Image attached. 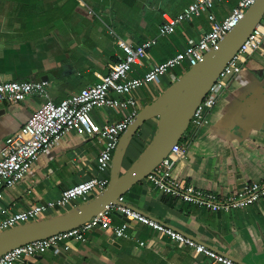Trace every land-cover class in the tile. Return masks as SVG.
Segmentation results:
<instances>
[{
	"label": "crops",
	"instance_id": "crops-1",
	"mask_svg": "<svg viewBox=\"0 0 264 264\" xmlns=\"http://www.w3.org/2000/svg\"><path fill=\"white\" fill-rule=\"evenodd\" d=\"M240 1L217 0L213 13L223 21ZM192 3L193 0H0V82H46L49 98L59 103L98 84L120 59L123 53L112 40L110 29L132 44L158 39L143 66L133 67L131 77L143 76L153 66L182 52L189 40L198 41L210 32L205 14L194 17L178 24L175 33L164 37L166 43L159 48L164 15L176 17ZM98 13L109 18L110 24L100 20ZM96 20L108 28L111 41L101 39ZM94 39L103 41V45L90 55L88 43ZM168 78L146 87L150 100L141 92L134 94L139 111L171 87L173 79L170 75ZM46 100L31 96L20 104L0 106V157L7 139L18 133ZM127 114L109 109L93 111L95 128L69 134L42 156L20 184L5 191L0 207L23 211L55 200L66 188L98 176L97 159L105 147L101 129L123 121ZM157 122L152 120L148 128H141L138 141H133L126 154L124 170L152 141ZM192 136L191 129L180 143L188 147L174 170L180 181L222 197L238 193L253 182L264 183V44L248 59L241 73L230 80L228 90L212 112L210 127ZM98 195L93 193L89 200ZM124 198L129 207L239 264H264V200L243 210L214 213L164 196L146 179ZM83 203L70 206L68 211ZM63 213H50L45 219ZM124 222L130 221L121 215L113 217L116 225ZM128 232L129 239H118L110 230L96 229L86 243L71 241L68 252L58 255L48 251L17 264H216L140 223L130 222Z\"/></svg>",
	"mask_w": 264,
	"mask_h": 264
},
{
	"label": "built area",
	"instance_id": "built-area-1",
	"mask_svg": "<svg viewBox=\"0 0 264 264\" xmlns=\"http://www.w3.org/2000/svg\"><path fill=\"white\" fill-rule=\"evenodd\" d=\"M256 1L241 0L223 21H219L213 13L217 0H193V3L176 17L164 15L165 22L159 28V38L174 34L178 24L204 14L209 19L211 30L198 41L189 40L182 52L164 63L153 66L143 76L131 77L134 73L133 67L143 66V62L149 59L150 50L157 45L158 39L145 41L142 44H132L110 29V35L116 40V44L123 53L120 59L111 65L109 74L102 77L98 84L83 89L59 103L49 98L46 82H0V106L5 103L20 104L31 96L47 99L29 118L26 125L7 139L1 152L0 205L5 197V191L20 184L40 158L48 154L69 134L76 131L83 133L95 128L92 119L93 111L109 109L128 112L123 121L106 125L101 129L100 137L105 142V147L97 159L98 176L66 188L55 200L34 205L23 211L15 212L9 207H0L3 215L0 220V234L21 225L43 220L50 213L66 212L72 205L87 202L93 193L103 192L110 182L112 160L120 139L140 109L138 101L133 97L134 94L144 87L160 84L162 79L175 68L183 67L189 70L200 63L206 53L217 48L220 41L244 19L247 10ZM263 44L264 24L262 22L223 69L215 85L195 111L190 126L193 130L192 137L210 127L212 112L228 90L230 80L241 73L248 59L261 51ZM187 149V146L179 143L175 145L170 154L147 176L146 180L160 194L214 213L243 210L264 200L263 182H253L238 193L222 197L180 181L175 177L174 170L176 163L186 156ZM116 215H121L130 222L148 226L160 236L169 237L179 246L194 250L196 256H205L216 264H239L205 244L129 207L124 197L119 198L118 203L110 204L106 210L79 228L6 253L0 257V264H17L27 258L44 255L48 251H54L60 255L71 249L69 243L73 240L86 243L88 235L96 229L110 230L118 239H129L130 222L116 225L113 223V217Z\"/></svg>",
	"mask_w": 264,
	"mask_h": 264
},
{
	"label": "water",
	"instance_id": "water-1",
	"mask_svg": "<svg viewBox=\"0 0 264 264\" xmlns=\"http://www.w3.org/2000/svg\"><path fill=\"white\" fill-rule=\"evenodd\" d=\"M263 21L264 0H257L217 48L207 52L200 63L187 70L167 91L138 112L114 153L108 187L95 198L61 215L1 233L0 257L18 247L81 227L110 204L118 203L119 198L145 180L184 138L195 111L215 85L220 73ZM152 120L158 121L152 141L137 161L124 170V160L131 144L141 128Z\"/></svg>",
	"mask_w": 264,
	"mask_h": 264
},
{
	"label": "rangeland",
	"instance_id": "rangeland-1",
	"mask_svg": "<svg viewBox=\"0 0 264 264\" xmlns=\"http://www.w3.org/2000/svg\"><path fill=\"white\" fill-rule=\"evenodd\" d=\"M99 14V13H98ZM100 15V14H99ZM99 18H100V20H101V18H102V21L103 22H105V23H109L110 24V20H109V18H107L105 15H103L102 13H101V15L100 16H98ZM100 20H96V23H98V24H96V29L100 32V34H101V39L102 40H107V41H111V36H108L109 35V31H108V28L107 27H105V25H104V23L103 22H101ZM107 33V34H106ZM111 37V38H110ZM112 40L114 41V38H112ZM94 41L95 42H93V41H90L89 43H88V46H89V48H90V55H93V54H96V51L98 50H96V47L97 46H102L103 45V41H100V40H98V39H94ZM164 43H166V39L165 38H161L160 39V45H159V48L160 47H162L163 46V44ZM115 51H117V50H115ZM98 52V51H97ZM108 52V51H107ZM112 53H114V52H112ZM108 54H110V53H108ZM184 73H185V69L183 68V67H178V68H175V69H173V70H171L168 74H167V78H168V76L170 75L171 77H172V82L171 83H174L175 81H176V78L177 77H181V76H183L184 75ZM165 77V78H166ZM168 79H170V78H168ZM150 88H151V86H149ZM138 92H141V94H142V96L143 97H146V99L147 100H150V97H149V94H148V88H146V87H144V88H142V89H140ZM149 98V99H148ZM148 123L149 122H147L144 126L145 127H149V125H148ZM189 130H191V127H190V129ZM139 133H141V131L139 132ZM138 139V136H136L135 137V139H134V141H136ZM138 141V140H137Z\"/></svg>",
	"mask_w": 264,
	"mask_h": 264
},
{
	"label": "trees",
	"instance_id": "trees-1",
	"mask_svg": "<svg viewBox=\"0 0 264 264\" xmlns=\"http://www.w3.org/2000/svg\"><path fill=\"white\" fill-rule=\"evenodd\" d=\"M180 143H181V142H180ZM180 143H179V144H180Z\"/></svg>",
	"mask_w": 264,
	"mask_h": 264
}]
</instances>
